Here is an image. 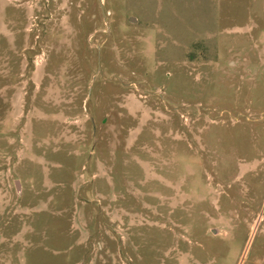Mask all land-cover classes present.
Masks as SVG:
<instances>
[{
	"label": "rangeland",
	"instance_id": "rangeland-1",
	"mask_svg": "<svg viewBox=\"0 0 264 264\" xmlns=\"http://www.w3.org/2000/svg\"><path fill=\"white\" fill-rule=\"evenodd\" d=\"M0 264H264V0H0Z\"/></svg>",
	"mask_w": 264,
	"mask_h": 264
},
{
	"label": "water",
	"instance_id": "water-1",
	"mask_svg": "<svg viewBox=\"0 0 264 264\" xmlns=\"http://www.w3.org/2000/svg\"><path fill=\"white\" fill-rule=\"evenodd\" d=\"M17 186L19 187V181H17Z\"/></svg>",
	"mask_w": 264,
	"mask_h": 264
}]
</instances>
